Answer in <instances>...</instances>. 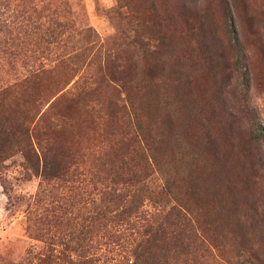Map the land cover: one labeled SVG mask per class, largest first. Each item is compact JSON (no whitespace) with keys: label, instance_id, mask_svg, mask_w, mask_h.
<instances>
[{"label":"rangeland","instance_id":"obj_1","mask_svg":"<svg viewBox=\"0 0 264 264\" xmlns=\"http://www.w3.org/2000/svg\"><path fill=\"white\" fill-rule=\"evenodd\" d=\"M0 1V83L49 63L52 73L37 90L46 108L101 71L121 77L114 86L120 91L134 77L159 74L166 81L161 102L179 125L164 137L166 149L189 152L186 134L199 136L207 112L216 127L221 108L240 128L257 131L263 162L244 182L236 147L225 143L206 148L198 165L183 157L178 169L168 163L137 184L117 185L104 153L128 132V119L121 112L100 122L74 115L62 133L82 161L74 178L43 180L20 152L0 161V264H131L136 254L149 264H264V0H188L187 7L185 0ZM163 41L174 55L158 49ZM171 68H181L179 81L165 75ZM47 90L54 97L47 99ZM99 90L108 107L109 88ZM202 168L222 186L188 198L193 211L174 209L186 194L179 202L171 190Z\"/></svg>","mask_w":264,"mask_h":264},{"label":"trees","instance_id":"obj_2","mask_svg":"<svg viewBox=\"0 0 264 264\" xmlns=\"http://www.w3.org/2000/svg\"><path fill=\"white\" fill-rule=\"evenodd\" d=\"M177 4L180 9V2ZM187 4L189 2L185 0L182 6L187 7ZM160 7L165 9L166 6L161 4ZM154 9L156 10L155 7ZM2 17L3 13L0 12V39L2 26H5V18ZM173 17V12H168L164 19L170 23L173 21ZM43 31L44 34L51 32L48 28ZM229 44L231 50H234L233 54H236L237 47L232 42ZM169 45L168 41H163L162 45H158V49L169 50ZM169 52L174 55L171 50ZM153 54L157 56V51ZM52 70L53 67L49 63L38 62L31 64L13 81L0 83V161L15 152H20L30 169L43 180L72 179L82 161H79L80 156H77V151L62 137L65 128L71 125L70 119H74V115L80 117L81 114H84L85 118L91 115L100 122L104 120V117L108 116L110 119L116 116L117 112H121L128 119V132L120 140L113 144L109 143L108 153H104L107 159L103 161V165L110 167L111 177L109 179L111 183L117 185L137 184L153 170H165V164L169 163L171 167L178 169V162H181L183 157V163L189 160L190 167L194 162L198 165L197 162L201 159V154L208 151L206 148L213 147L217 150L225 143L236 147L237 151L234 156L237 157V165L244 182H250L251 179L257 177L259 169L263 170L261 154L256 144L255 133L257 131L251 127L248 130L240 128L239 124L230 118V113L228 118L221 108H219V113L215 112L216 118L219 117L218 120L216 118L214 120L216 127L212 120L208 124L207 112L205 123L197 124L199 136L194 133L186 134L189 152H184L179 156L174 146H171V149H166L164 137L169 136L176 127L179 129V125H174L175 110H165L161 102V90L166 85V81L164 80L162 83V76L159 74L155 76L144 74L141 77H134L133 85H128L120 91L114 86L120 84L121 77L100 69L101 72L98 75H91L86 79L88 85L80 87L74 93L68 95L61 93L60 96L54 97L52 90H47L44 93V95L48 94L47 99L52 96L54 99L46 108H42V96L37 90L39 84L51 75ZM167 72L165 75L173 74L171 78L177 74L179 81L181 68H171ZM169 78L168 76L167 79ZM121 83L125 85L127 81L124 80ZM102 84L109 88L108 107H105L100 101L102 96H100L99 88ZM178 88L181 87L177 86V91ZM122 93L125 96H122ZM174 141L175 139L172 140V143ZM167 150L171 151L168 156ZM197 172L198 176L194 178L189 171L188 179L186 176L187 183L184 186L179 185L177 191L171 190L174 191V197L178 201L177 197L183 201L180 196L182 194H186L187 199H185L186 204L179 201L186 208L176 203L174 209L193 211L188 207L187 203H190L188 198L195 199L196 193L198 194L199 191L204 193L211 187L216 192L222 186V178H218L217 175L209 174L203 168L201 172ZM166 183L168 187L177 186L176 181L173 180L166 179ZM105 193L108 195L109 201L113 200L112 197L116 195L115 192L107 191ZM117 196L120 198L119 194ZM177 236L176 234L174 238L176 239ZM182 238L183 236L180 235L177 240H182ZM198 238L200 239V237ZM201 241L203 240L201 239ZM135 256L136 259L131 264H149L146 257L139 258L137 254Z\"/></svg>","mask_w":264,"mask_h":264}]
</instances>
